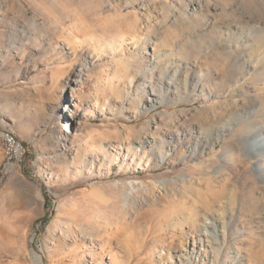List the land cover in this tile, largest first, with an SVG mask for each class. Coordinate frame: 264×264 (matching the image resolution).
<instances>
[{
    "label": "rangeland",
    "instance_id": "374dc122",
    "mask_svg": "<svg viewBox=\"0 0 264 264\" xmlns=\"http://www.w3.org/2000/svg\"><path fill=\"white\" fill-rule=\"evenodd\" d=\"M256 1L0 0V128L28 148L0 143V264H264V152L227 147L264 134V63L202 37ZM122 11L142 57L108 46Z\"/></svg>",
    "mask_w": 264,
    "mask_h": 264
},
{
    "label": "bare ground",
    "instance_id": "6f19581e",
    "mask_svg": "<svg viewBox=\"0 0 264 264\" xmlns=\"http://www.w3.org/2000/svg\"><path fill=\"white\" fill-rule=\"evenodd\" d=\"M256 4H258L257 9L256 8H255V10L252 9V12L249 11V12L243 13L240 15V17H238L237 22L240 24L238 31L235 29L233 31L231 30L230 32L217 31L218 32L217 35L213 36V37H212V35H207L206 33H203L202 37L203 36H209L210 37V40L207 43L205 42L206 47H212L217 42L220 45L219 51H218V53L220 54L222 52V50H224L226 48L225 45L229 43V45L230 44L233 45V47L236 49L235 51L240 52L241 55L243 54V55L249 56L250 58H253V62H257L259 64L264 63V0L259 1ZM197 7L198 6L194 7L192 5L188 6L189 9H191V8L193 9L192 13L194 15H195V13L197 14V12H196V10H198ZM134 15H135L134 16L135 22H131L128 19L126 13H124L123 11L115 18L114 25L116 24V27L112 31L113 34L111 35L112 37L108 41V46L113 51L121 50L122 52H124V51L128 50V48H130V45H131V47L134 49V51L138 52L139 57H142V55H141L142 52H141V48H140L141 37H142L141 33L142 32L140 31V29L138 27L136 12L134 13ZM214 29H215V25H214ZM72 38L75 42L80 40V38L77 36V34H73ZM85 40L90 42V41H92V38L87 37V38H85ZM124 60H127V58H125ZM247 64L248 65L245 64V67H249L251 69L257 68L256 64L252 63L251 61H248ZM147 70H149V68ZM199 72L200 73L193 75L195 87L201 86L202 84H204L205 79H208V77H209V74L206 71L199 70ZM252 72H253V70H252ZM252 72H250V70L247 69L245 74H248V76L246 75L247 77H245V78L248 79L249 77H251V75L253 74ZM261 80L264 81V76L261 77ZM235 89H237V88L234 87L233 89H230V92H232ZM250 97L257 104L252 110V113H255L258 111V109H260V105H262L263 102L260 99L259 95L255 92ZM240 100L241 99L237 98L236 95H234L233 93H230L229 97L226 101V104L228 106H230L231 108L232 107H238L240 104ZM236 129H237L236 123L231 122V121H226L217 130L218 136H217L216 142H221V140H223V138L227 134L232 133L233 131L235 132ZM15 138L18 139L16 136H15ZM237 142H238V144H235V145L233 143H228L227 147L230 149H235V148H237L238 145L239 146L241 145L243 148L248 147L250 150H252V152H254V154H255V151L264 152V134L260 133V135H257L255 137L249 136V134H247L245 136H239L237 139ZM240 150H241V148H240ZM259 154H261V153H259ZM204 219H205V225L203 227L204 233L207 234L208 236L212 237L215 241L221 243L222 242V234L220 233V231H221L220 225L216 224V222L214 221V218L212 216H210L209 214L206 215V217ZM223 227H225V226H223ZM34 259L36 260L37 264H43L41 258L38 257L37 255H35Z\"/></svg>",
    "mask_w": 264,
    "mask_h": 264
},
{
    "label": "built area",
    "instance_id": "2783aa9c",
    "mask_svg": "<svg viewBox=\"0 0 264 264\" xmlns=\"http://www.w3.org/2000/svg\"><path fill=\"white\" fill-rule=\"evenodd\" d=\"M0 143L3 147L6 166L21 165L24 162L28 154L27 145L24 141L16 139L13 131L0 128Z\"/></svg>",
    "mask_w": 264,
    "mask_h": 264
}]
</instances>
